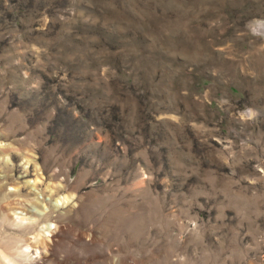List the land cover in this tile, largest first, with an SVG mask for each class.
Here are the masks:
<instances>
[{
    "label": "rangeland",
    "instance_id": "1",
    "mask_svg": "<svg viewBox=\"0 0 264 264\" xmlns=\"http://www.w3.org/2000/svg\"><path fill=\"white\" fill-rule=\"evenodd\" d=\"M12 258L264 264V0H0Z\"/></svg>",
    "mask_w": 264,
    "mask_h": 264
},
{
    "label": "bare ground",
    "instance_id": "2",
    "mask_svg": "<svg viewBox=\"0 0 264 264\" xmlns=\"http://www.w3.org/2000/svg\"><path fill=\"white\" fill-rule=\"evenodd\" d=\"M19 252V251H18ZM23 255V254H22ZM4 256V255H3ZM5 257H6V255H5ZM8 262L9 263H11V264H15V261L13 262V258H12V260L11 259H8ZM17 263V262H16Z\"/></svg>",
    "mask_w": 264,
    "mask_h": 264
}]
</instances>
